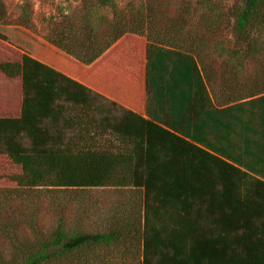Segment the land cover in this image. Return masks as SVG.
<instances>
[{"label":"trees","instance_id":"obj_1","mask_svg":"<svg viewBox=\"0 0 264 264\" xmlns=\"http://www.w3.org/2000/svg\"><path fill=\"white\" fill-rule=\"evenodd\" d=\"M181 1L191 16L147 0L44 39L0 14V264H125L132 246L138 264H264V0ZM219 61L241 81L214 100ZM107 187L140 200L105 232L35 225L31 191Z\"/></svg>","mask_w":264,"mask_h":264},{"label":"rangeland","instance_id":"obj_2","mask_svg":"<svg viewBox=\"0 0 264 264\" xmlns=\"http://www.w3.org/2000/svg\"><path fill=\"white\" fill-rule=\"evenodd\" d=\"M141 1L147 0H113L116 4L110 0L111 5L102 7L99 5L97 0H0V14H5L3 18L4 24L11 25H23L28 31L32 32L36 36L44 39L49 32L55 28L63 17L71 18L74 17L79 19V16L90 11L95 15H101L106 17H112L115 13L120 15V18L125 19L123 12L130 13V8H134L132 5L135 4L136 8L141 3ZM228 3H235L238 0H226ZM83 2L85 4L83 5ZM182 3L181 0H162L161 5L156 8L160 12H168L169 14H176L179 12V18L185 15L191 16V6H181L178 5ZM85 6V9H83ZM176 6V7H175ZM178 6L181 10L178 11ZM116 11H114V9ZM188 10V13H185ZM75 23V21H74ZM78 23V22H76ZM128 21L124 25L127 26ZM190 30L185 28V31ZM178 36H181L178 35ZM258 48L264 49V42H258ZM210 78L205 76V80L209 91L213 99H217V94L220 92V82L224 78L230 84L238 82V79H233L229 77V67H227L222 62H214L210 66ZM17 79L9 80L10 88H15L18 86ZM241 81V80H240ZM105 104L111 106L109 102L104 101ZM112 107V106H111ZM114 108V107H112ZM120 107H115L113 112L117 114L121 112ZM15 168L8 172L0 173V185L14 186L9 180L10 174L14 172ZM4 178V179H2ZM33 195L35 196V206L36 201L40 203L38 211L35 212V225L41 230H47L48 228H53L59 219L62 218L63 223L67 228L76 227L78 231H83L84 233H96L105 232L107 230L106 226H109L111 221V214L104 217V212H112L111 209L116 204L118 205L121 201L127 202L128 210H131L130 200L139 201L140 193L132 189H116V188H92V189H41L34 190ZM41 201V202H40ZM16 208L23 212L25 208L21 203L14 204ZM13 206V207H14ZM12 209L14 210V208ZM36 208V207H35ZM12 211V210H11ZM11 211H8L10 214ZM118 211L114 210L113 213ZM23 218V217H22ZM21 219V218H20ZM23 220V219H22ZM72 229V228H71ZM22 233L26 234L29 238H34L31 235L30 230L25 226L22 229ZM129 246H127L128 248ZM132 246L134 250H126V263L125 264H138V248ZM101 250V255L103 254ZM116 255V254H115ZM120 257L116 258V261L120 260ZM118 263V262H117Z\"/></svg>","mask_w":264,"mask_h":264},{"label":"crops","instance_id":"obj_3","mask_svg":"<svg viewBox=\"0 0 264 264\" xmlns=\"http://www.w3.org/2000/svg\"><path fill=\"white\" fill-rule=\"evenodd\" d=\"M97 101L99 102V103H101V104H103V105H106L105 103H104V101H107V102H111L110 101V99L108 98V97H97Z\"/></svg>","mask_w":264,"mask_h":264}]
</instances>
